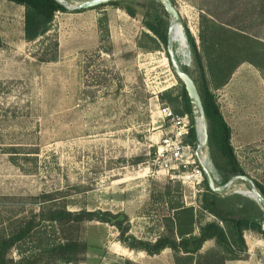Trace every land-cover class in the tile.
Segmentation results:
<instances>
[{
    "label": "rangeland",
    "instance_id": "1",
    "mask_svg": "<svg viewBox=\"0 0 264 264\" xmlns=\"http://www.w3.org/2000/svg\"><path fill=\"white\" fill-rule=\"evenodd\" d=\"M114 1L81 11H56L49 30L26 41L24 7L0 0V230L10 231L25 217L35 216L40 223L19 248L29 255L21 264H123L125 259L185 264L175 262L170 248L153 255L128 249L119 242L112 218L87 220L60 232L54 223L41 220L53 206L98 215L109 211L123 224L126 215L128 234L147 241L165 232L163 223L172 214L169 206L177 200L192 207L201 221L218 220L200 212L203 176L199 183L171 178L150 161L168 128L159 108L167 106L175 114L182 108L181 83L171 70L165 45L147 28L152 24L166 32L170 17L160 0ZM171 1L200 61L175 28L177 56L198 89L202 64L209 90L230 127L239 166L264 187V0ZM126 6L133 16L125 12ZM55 41L56 58L45 60L54 54L50 46ZM212 50L225 68L224 77L214 76L207 67ZM194 125L199 134L195 118ZM200 155L216 184L225 183L228 179L219 170L224 159L208 139ZM236 190L248 191L249 185L235 180L219 193L216 204L232 209L233 217H253L256 225L243 230L245 244L238 258L226 255L224 264H264V209ZM63 236L85 243L76 261L38 254ZM213 246L214 241L207 240L200 251ZM18 255L11 248L7 256L17 261Z\"/></svg>",
    "mask_w": 264,
    "mask_h": 264
},
{
    "label": "trees",
    "instance_id": "2",
    "mask_svg": "<svg viewBox=\"0 0 264 264\" xmlns=\"http://www.w3.org/2000/svg\"><path fill=\"white\" fill-rule=\"evenodd\" d=\"M8 1L24 7L22 32L26 41H32L45 34L49 30V25L56 11H66V9L55 0ZM114 2V0H111L105 4H114ZM123 9L127 14L131 16L134 15L132 8L126 6L123 7ZM147 28L163 45H165V30H159L152 24H148ZM186 40L193 48V51L197 54L200 61L192 37L187 35ZM2 45L3 41L0 36V47ZM50 48L54 51V54L48 59H45L49 61L56 58L57 41L53 42ZM213 52L214 50L208 53L207 60L209 59V62L207 61V67L214 76L220 74L224 77L225 68L222 63L219 62V57L215 56ZM212 57H214L215 60L212 59ZM181 67L185 70L182 64ZM200 68L202 71V87L197 89L201 97L207 123L208 144L214 147L220 157L224 159L223 169L219 168V170L222 171L227 180L233 175L244 174V172L239 166L230 144V127L224 121L214 96L209 90L204 68L201 63ZM179 82L181 83L180 80ZM180 100L182 108L179 114L187 113L191 121L186 136L187 140H185L190 144L196 145L198 134L194 125L195 115L182 83ZM202 182L205 185V189L199 203L200 212H207L215 216L218 220L201 221L192 207H186L177 200L169 206L172 214L166 217L165 223H163L165 232L159 234L154 241L137 239L128 234L129 225L126 215H124L125 223L123 224L122 221L118 219V214H112L109 211H100L98 215V213L94 211H69L66 210L64 206H53L47 209V213L41 217V220L54 223L61 232L65 226L74 227L81 222L94 219L102 222H110V218H112L114 221H112L111 224L114 225L118 231L119 242L130 250L144 251L149 255H153L165 248H170L174 253L176 263H178V260H181L185 264H224L225 259H228L226 255H228L229 258H238L237 256L243 250L245 244L242 232L245 229L254 227L256 221L251 216L240 215L233 217L229 214V211L232 209L224 210L219 208L216 204L219 193L211 191L204 179ZM215 183H217L216 178ZM254 184L264 196V187L256 182ZM225 207H228V204H225ZM34 217L35 216H33V218L25 217L18 219L8 232L0 230V264H21L29 256L22 253L23 251L19 248L28 240L34 228L40 224L36 223ZM220 222H222L223 225H221ZM260 225L261 223H258L259 229ZM262 233L264 234L263 231ZM207 240H213L214 246L206 252H201L200 248ZM11 248H16L19 254L17 261L7 256ZM85 248L86 245L82 240L63 236L54 243H47L40 249L38 254L47 256L49 259H58L61 262L70 263L76 261L78 258L77 256L84 252ZM123 264L136 263L129 259H125Z\"/></svg>",
    "mask_w": 264,
    "mask_h": 264
},
{
    "label": "water",
    "instance_id": "3",
    "mask_svg": "<svg viewBox=\"0 0 264 264\" xmlns=\"http://www.w3.org/2000/svg\"><path fill=\"white\" fill-rule=\"evenodd\" d=\"M55 1L69 11H81L85 9L98 7L102 4L108 3L111 0H81L76 4H69L66 0H55ZM160 1L163 5L165 12L170 17V23L166 31V41H165V51L167 54V60L169 61L171 70L181 81L186 91L193 113L196 117V122L200 125V130H199L200 135L198 136V141L196 142L195 154L203 179L205 180L208 188L215 193H223L233 184L235 180H241L249 185V190L248 191L236 190L235 192L241 194L248 193V195H250L251 198L254 199L264 209V196L260 193V191L255 186L254 182L248 176L244 174H236L230 177L225 183L217 185L215 183V177L212 174L208 165L206 164L204 157L200 155L203 152L207 142V128L205 123L204 109L199 91L197 89L194 80L185 70L182 69L181 67L182 62L179 60L175 50L173 49L172 32H174V29L177 28L183 40H186V37L184 36V33L180 25L181 18L179 12L173 5L172 1L171 0H160ZM261 228L264 231V223L262 224Z\"/></svg>",
    "mask_w": 264,
    "mask_h": 264
},
{
    "label": "built area",
    "instance_id": "4",
    "mask_svg": "<svg viewBox=\"0 0 264 264\" xmlns=\"http://www.w3.org/2000/svg\"><path fill=\"white\" fill-rule=\"evenodd\" d=\"M159 114L168 121V128L153 151L151 165L170 173L171 178H192L199 183L202 175L197 159L195 161V146L185 140L191 124L190 116L187 113L175 114L167 106L160 107ZM262 261L264 263V257Z\"/></svg>",
    "mask_w": 264,
    "mask_h": 264
},
{
    "label": "bare ground",
    "instance_id": "5",
    "mask_svg": "<svg viewBox=\"0 0 264 264\" xmlns=\"http://www.w3.org/2000/svg\"><path fill=\"white\" fill-rule=\"evenodd\" d=\"M173 33V32H172ZM172 45H173V41H172ZM174 49V46H173ZM175 50V49H174ZM176 52V51H175ZM177 54V53H176ZM199 130H200V125H199ZM198 133V132H197ZM200 135V133L198 134V136ZM247 196L251 197L250 195H248V193H246Z\"/></svg>",
    "mask_w": 264,
    "mask_h": 264
}]
</instances>
